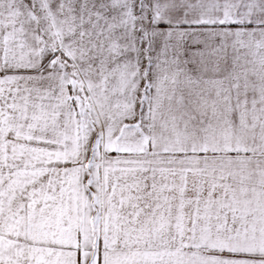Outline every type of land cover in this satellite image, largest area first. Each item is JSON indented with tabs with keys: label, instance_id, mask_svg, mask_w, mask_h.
<instances>
[{
	"label": "snow or ice",
	"instance_id": "snow-or-ice-1",
	"mask_svg": "<svg viewBox=\"0 0 264 264\" xmlns=\"http://www.w3.org/2000/svg\"><path fill=\"white\" fill-rule=\"evenodd\" d=\"M0 264H264V0H0Z\"/></svg>",
	"mask_w": 264,
	"mask_h": 264
}]
</instances>
